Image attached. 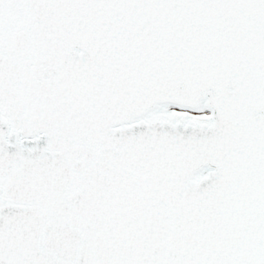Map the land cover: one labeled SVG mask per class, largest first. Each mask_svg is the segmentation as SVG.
I'll return each instance as SVG.
<instances>
[{"label": "snow or ice", "instance_id": "obj_1", "mask_svg": "<svg viewBox=\"0 0 264 264\" xmlns=\"http://www.w3.org/2000/svg\"><path fill=\"white\" fill-rule=\"evenodd\" d=\"M0 264H264V0H0Z\"/></svg>", "mask_w": 264, "mask_h": 264}]
</instances>
